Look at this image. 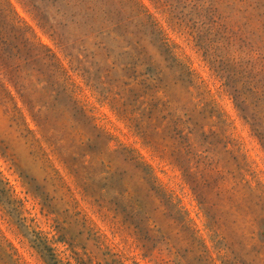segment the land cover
<instances>
[{"label": "rangeland", "instance_id": "rangeland-1", "mask_svg": "<svg viewBox=\"0 0 264 264\" xmlns=\"http://www.w3.org/2000/svg\"><path fill=\"white\" fill-rule=\"evenodd\" d=\"M0 264H264V0H0Z\"/></svg>", "mask_w": 264, "mask_h": 264}, {"label": "trees", "instance_id": "trees-1", "mask_svg": "<svg viewBox=\"0 0 264 264\" xmlns=\"http://www.w3.org/2000/svg\"><path fill=\"white\" fill-rule=\"evenodd\" d=\"M64 1V3L65 4H68V3H70V0H63ZM90 8H88V10H89ZM127 36H129V35H127ZM165 45H166V43H165ZM148 67V66H147Z\"/></svg>", "mask_w": 264, "mask_h": 264}]
</instances>
